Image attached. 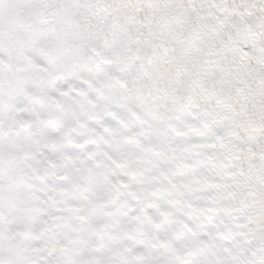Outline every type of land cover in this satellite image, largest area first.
I'll return each instance as SVG.
<instances>
[{
  "label": "snow or ice",
  "instance_id": "6c2138e0",
  "mask_svg": "<svg viewBox=\"0 0 264 264\" xmlns=\"http://www.w3.org/2000/svg\"><path fill=\"white\" fill-rule=\"evenodd\" d=\"M0 264H264V0H0Z\"/></svg>",
  "mask_w": 264,
  "mask_h": 264
}]
</instances>
